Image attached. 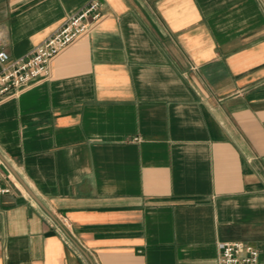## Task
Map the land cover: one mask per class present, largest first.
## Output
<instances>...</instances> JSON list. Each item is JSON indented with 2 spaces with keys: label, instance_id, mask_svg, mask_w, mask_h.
Instances as JSON below:
<instances>
[{
  "label": "crops",
  "instance_id": "obj_1",
  "mask_svg": "<svg viewBox=\"0 0 264 264\" xmlns=\"http://www.w3.org/2000/svg\"><path fill=\"white\" fill-rule=\"evenodd\" d=\"M91 0H0L28 53ZM0 98V264H264V0H100ZM33 194V195H32Z\"/></svg>",
  "mask_w": 264,
  "mask_h": 264
},
{
  "label": "built area",
  "instance_id": "obj_2",
  "mask_svg": "<svg viewBox=\"0 0 264 264\" xmlns=\"http://www.w3.org/2000/svg\"><path fill=\"white\" fill-rule=\"evenodd\" d=\"M81 10L68 17L52 34L35 45L28 53L10 58L0 41V98L11 90L19 88L49 72V62L62 48L85 32L91 22L100 17V0H91ZM0 175V194L9 192ZM218 264H257L259 250L244 241H223L218 243Z\"/></svg>",
  "mask_w": 264,
  "mask_h": 264
},
{
  "label": "water",
  "instance_id": "obj_3",
  "mask_svg": "<svg viewBox=\"0 0 264 264\" xmlns=\"http://www.w3.org/2000/svg\"><path fill=\"white\" fill-rule=\"evenodd\" d=\"M33 195V194H32Z\"/></svg>",
  "mask_w": 264,
  "mask_h": 264
}]
</instances>
